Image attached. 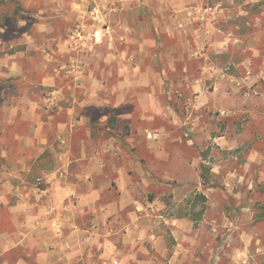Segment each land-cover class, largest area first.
<instances>
[{
	"label": "rangeland",
	"instance_id": "1",
	"mask_svg": "<svg viewBox=\"0 0 264 264\" xmlns=\"http://www.w3.org/2000/svg\"><path fill=\"white\" fill-rule=\"evenodd\" d=\"M140 1L131 0V10L125 12L131 21L123 26L121 11L129 9L123 5L125 0H0V194L6 193L11 205L15 202L8 192L12 175H17L14 186L29 190L39 186L45 174L60 170L63 147L58 135L49 130L43 143L32 142L30 137L36 138L38 124L45 125L48 115L65 106L59 98L61 89L82 93L83 88H73L82 75L93 72L92 77L105 86L112 82L108 77L119 78L117 71L108 75L111 67L94 53L100 45V52L108 56L114 53L109 48L114 45L121 52H117V65L121 61L133 68L132 74L147 71L151 77L161 71L168 83L158 86L165 99L149 104L147 117H136L138 102L127 104L137 115L129 123L116 120V132H130L133 146L146 154L144 141H153L146 130L162 127L168 134L160 142L168 139L167 148L175 153L171 143L177 142L181 157L205 176V182L201 179L198 185L196 180L190 190L176 181L148 189L149 201L158 196L166 205L145 209L148 223L158 222L171 241L165 220L185 214L196 218L198 239L209 238L206 228L214 220L218 227L214 237H239V264H264V0H182L185 14L174 8L166 17L179 16L176 42L156 38L154 25L147 20L157 10L163 11V0H145L149 8L139 6ZM110 12L116 13V21ZM113 25L117 33L112 32ZM134 25L143 37L131 35ZM211 65L215 70L204 80L203 90L211 93L215 82L222 80L217 92L225 101L219 108L197 107L202 100L195 96L190 79L201 77V71ZM252 79H256L253 84ZM100 91L104 93L103 88ZM89 109L94 115L107 110L114 116L124 107ZM220 136L233 148H222ZM173 137L175 141L170 140ZM180 164L162 169L179 174L181 180L185 172L194 175L193 166L188 169ZM208 187L209 197L204 194ZM169 188H178L176 197L169 194ZM9 217L0 206V231L5 232L0 236V258L11 246L6 233L12 229Z\"/></svg>",
	"mask_w": 264,
	"mask_h": 264
},
{
	"label": "crops",
	"instance_id": "2",
	"mask_svg": "<svg viewBox=\"0 0 264 264\" xmlns=\"http://www.w3.org/2000/svg\"><path fill=\"white\" fill-rule=\"evenodd\" d=\"M123 5L129 8L121 11L124 13L121 18L125 26L131 21L125 15L131 10V0H125ZM184 5L182 0L161 1L163 11L158 13L157 10L151 21L147 19L154 25L153 35L156 38L176 42L181 25L179 16L173 14L169 20L166 17L174 8L185 14L182 11ZM139 6L149 8V3L141 0ZM111 12L110 18L116 21V11L113 14ZM158 14L166 20H162ZM117 23L119 27V21ZM112 29L113 33H117L114 25ZM131 30V35L143 37L137 26L134 25ZM109 48L114 53L108 52V56L100 52V45L94 53L111 67L112 71L108 75L112 76L117 71L119 78L108 77L107 80L112 82L109 81L105 86L92 77L93 72L82 75L80 81L73 84V88H83L82 93H74L66 87L65 92L61 89L59 98L64 100L65 106L48 115L49 120L44 121L45 125L38 124L34 131L36 138L30 137L32 142L37 139L43 143L48 140L49 130L58 135L63 147L60 170L45 174L42 183L33 185L29 190H23L20 184L14 186L17 175H12L8 192L15 202L11 205L5 198L7 194L1 192L0 206L10 213L12 229L6 232L11 238V246L2 252L5 255L0 258V264H239V237H233L232 234L229 237H214L218 234L214 220L209 221L206 228L209 234L207 239H198L200 223L197 228L196 218L185 214L165 220L171 231V241L158 222L155 221V225L148 223L151 220L147 218L149 214L143 213L145 209L149 206L152 209L166 206L158 196L149 201L148 189L176 181L183 183V189L190 190L196 180L198 185L201 179L205 182V176L199 175L194 163L188 158L181 157L177 142L171 143L176 153L167 148L168 139L160 142L167 133L163 132L162 127L146 130L147 134H158L156 138H149L153 141H144L146 154L133 146L135 138L130 132H116V120H127L129 123L128 119L135 114L126 107L129 103L134 101L140 104L139 115L136 113L135 116L142 118L149 115V104L151 106L155 101L165 99L158 86H163L166 79L161 77V71L154 72L153 77L147 71L135 70L132 74L130 65L121 61L116 64V60L120 59L117 52L119 55L121 52L114 45ZM209 68L211 70L206 68L201 71V77L190 79V83L195 96L202 100L197 107L219 108L225 101L221 92H217L222 87V80H215L216 87L212 90L214 95L212 91L205 93L203 90L204 80L210 78L212 70H215L212 65ZM246 79L248 77L241 80L242 85L247 83ZM254 82L256 79H252V84ZM67 87L71 88L72 85L68 84ZM100 105L108 110L110 105L124 109L114 114L115 117L107 110L97 111V115L91 113L89 108H99ZM163 111L154 112L160 114ZM56 114L59 119L54 118ZM37 115H33L34 119L38 118ZM108 118L111 124L106 122ZM221 138L219 143L222 148H233ZM170 140L175 141V138ZM135 143L139 144L138 141ZM187 144L193 143L188 141ZM175 163H179V166L182 163L188 169L193 166L195 172L191 173L194 175L185 172L186 176L181 180L178 179L179 174L162 169L163 165L172 167ZM158 175H161V179ZM24 182L27 181L21 180V183ZM208 188L204 190L207 197L212 194L208 195L211 189ZM176 189L169 188V194L176 197ZM237 229L239 224L233 232L236 233ZM4 233L0 231V236ZM9 250L11 252H7Z\"/></svg>",
	"mask_w": 264,
	"mask_h": 264
},
{
	"label": "built area",
	"instance_id": "3",
	"mask_svg": "<svg viewBox=\"0 0 264 264\" xmlns=\"http://www.w3.org/2000/svg\"><path fill=\"white\" fill-rule=\"evenodd\" d=\"M146 136L148 138H156L158 136V134L157 133H148Z\"/></svg>",
	"mask_w": 264,
	"mask_h": 264
}]
</instances>
